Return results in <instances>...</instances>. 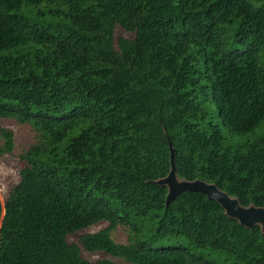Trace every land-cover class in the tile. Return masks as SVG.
Segmentation results:
<instances>
[{"label": "trees", "instance_id": "16d2710c", "mask_svg": "<svg viewBox=\"0 0 264 264\" xmlns=\"http://www.w3.org/2000/svg\"><path fill=\"white\" fill-rule=\"evenodd\" d=\"M0 119L35 133L0 264H264L260 226L156 184L171 146L179 179L264 208V0H0Z\"/></svg>", "mask_w": 264, "mask_h": 264}, {"label": "rangeland", "instance_id": "374dc122", "mask_svg": "<svg viewBox=\"0 0 264 264\" xmlns=\"http://www.w3.org/2000/svg\"><path fill=\"white\" fill-rule=\"evenodd\" d=\"M132 38L133 34L127 33L120 27L114 30L115 41L118 38ZM218 120V119H217ZM8 129L13 133L14 149L9 154L0 156V202H3L8 197L10 190L20 180V170L23 167V161L20 156L25 153L35 142V133L28 124H20L11 119H0V129ZM3 140L0 137V146ZM107 223H98L87 230L78 232L67 237L69 243H78L80 235L85 233H93L107 227ZM111 237L116 243L125 244L128 242V230L126 227L119 226L111 232ZM82 257L88 261L94 262L102 258L111 259L103 252L91 253L82 251Z\"/></svg>", "mask_w": 264, "mask_h": 264}, {"label": "water", "instance_id": "95a60500", "mask_svg": "<svg viewBox=\"0 0 264 264\" xmlns=\"http://www.w3.org/2000/svg\"><path fill=\"white\" fill-rule=\"evenodd\" d=\"M170 171L167 177L156 182L158 185L167 187L166 204L171 202L182 192H198L209 200L216 201L221 205L225 214L237 220L245 228H252L255 225L260 226L264 232V208L249 206L244 208L240 206L238 200L230 197L227 193L219 190L214 184H208L200 180L186 181L181 180L176 175V166L174 162V150L170 146Z\"/></svg>", "mask_w": 264, "mask_h": 264}]
</instances>
